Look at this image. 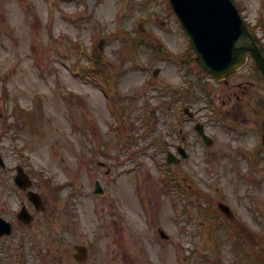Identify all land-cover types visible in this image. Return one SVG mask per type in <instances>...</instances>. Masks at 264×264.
I'll list each match as a JSON object with an SVG mask.
<instances>
[{
    "label": "rangeland",
    "instance_id": "374dc122",
    "mask_svg": "<svg viewBox=\"0 0 264 264\" xmlns=\"http://www.w3.org/2000/svg\"><path fill=\"white\" fill-rule=\"evenodd\" d=\"M234 2L264 44V0ZM190 50L168 0H0V217L14 227L0 264H264V85L248 97L245 75L219 85ZM189 78L207 93L172 92ZM179 146L188 158L167 163ZM18 166L41 210L13 181ZM172 173L183 191L161 183ZM24 205L31 225L18 219Z\"/></svg>",
    "mask_w": 264,
    "mask_h": 264
},
{
    "label": "water",
    "instance_id": "95a60500",
    "mask_svg": "<svg viewBox=\"0 0 264 264\" xmlns=\"http://www.w3.org/2000/svg\"><path fill=\"white\" fill-rule=\"evenodd\" d=\"M170 5L180 19L182 29L187 32L192 49L197 53L195 61L205 73L212 74L218 80L226 79L243 67L247 57H252L264 76V56L232 0H170ZM262 127L264 128V121ZM195 130L207 145H212L213 141L206 135L202 125H197ZM181 153L186 156L183 150ZM169 161L176 162L172 155ZM0 164H4L1 158ZM17 169L19 173L15 182L21 189L27 190L33 182L22 168ZM97 190L103 193L99 186ZM28 196L38 209L42 206L39 194L29 191ZM218 207L226 215L232 216L230 207L222 203ZM18 216L26 223L33 220L26 207ZM11 233L10 223L0 218V236ZM77 250L83 260L87 249L78 247Z\"/></svg>",
    "mask_w": 264,
    "mask_h": 264
},
{
    "label": "trees",
    "instance_id": "16d2710c",
    "mask_svg": "<svg viewBox=\"0 0 264 264\" xmlns=\"http://www.w3.org/2000/svg\"><path fill=\"white\" fill-rule=\"evenodd\" d=\"M104 76V75H103ZM105 77V76H104ZM187 96H189V98H194L195 96H193L192 93H188Z\"/></svg>",
    "mask_w": 264,
    "mask_h": 264
},
{
    "label": "flooded vegetation",
    "instance_id": "af4514ba",
    "mask_svg": "<svg viewBox=\"0 0 264 264\" xmlns=\"http://www.w3.org/2000/svg\"><path fill=\"white\" fill-rule=\"evenodd\" d=\"M253 75H254V72L252 71V72L249 73L248 76H249V78H253Z\"/></svg>",
    "mask_w": 264,
    "mask_h": 264
}]
</instances>
